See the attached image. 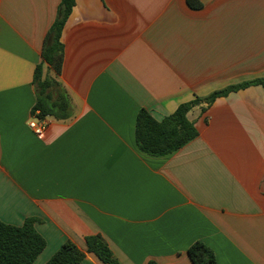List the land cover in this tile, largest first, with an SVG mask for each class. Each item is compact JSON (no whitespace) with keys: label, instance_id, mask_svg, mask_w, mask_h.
Listing matches in <instances>:
<instances>
[{"label":"crops","instance_id":"0c3cea01","mask_svg":"<svg viewBox=\"0 0 264 264\" xmlns=\"http://www.w3.org/2000/svg\"><path fill=\"white\" fill-rule=\"evenodd\" d=\"M74 0L60 74L42 60L60 0H0V221L35 219L45 264L69 240L101 236L116 264H264V85L196 106L197 136L141 152L136 115L264 78V0ZM55 77L71 116L28 127L33 74ZM202 108L204 110H202ZM80 264H105L85 253Z\"/></svg>","mask_w":264,"mask_h":264},{"label":"trees","instance_id":"16d2710c","mask_svg":"<svg viewBox=\"0 0 264 264\" xmlns=\"http://www.w3.org/2000/svg\"><path fill=\"white\" fill-rule=\"evenodd\" d=\"M187 6L197 10L198 0H185ZM74 6V0H60L56 17L47 31L41 51L54 76L60 74L63 46L60 42L63 25ZM55 77L42 75V64L36 66L32 85L35 103L31 115L45 116L55 120H66L71 116L69 99ZM252 85H264V78L245 81L214 91L206 97H195L181 103L161 121L155 120L146 110L140 109L136 115L134 138L138 149L149 156H165L182 148L197 136L193 122L187 114L196 106H209L216 98ZM202 110H204L202 108ZM35 219L26 218L21 226H13L0 221V264H32L45 247V240L34 229ZM85 253L94 254L105 264H116L104 239L99 235L86 236ZM85 253L67 240L53 253L45 264H80ZM192 264H216L212 250L201 241L193 242L187 249ZM149 264H154L150 262Z\"/></svg>","mask_w":264,"mask_h":264},{"label":"built area","instance_id":"2783aa9c","mask_svg":"<svg viewBox=\"0 0 264 264\" xmlns=\"http://www.w3.org/2000/svg\"><path fill=\"white\" fill-rule=\"evenodd\" d=\"M37 113L35 112L34 115L31 116L29 121L27 122V127L38 137H40L44 130L45 126L47 124L46 118L48 116H45L44 118H38Z\"/></svg>","mask_w":264,"mask_h":264},{"label":"rangeland","instance_id":"374dc122","mask_svg":"<svg viewBox=\"0 0 264 264\" xmlns=\"http://www.w3.org/2000/svg\"><path fill=\"white\" fill-rule=\"evenodd\" d=\"M46 76H48V75H46Z\"/></svg>","mask_w":264,"mask_h":264}]
</instances>
